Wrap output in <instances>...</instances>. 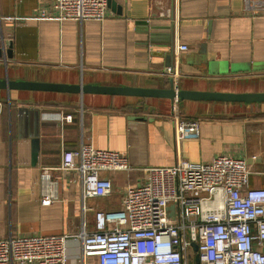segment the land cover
<instances>
[{
  "label": "crops",
  "instance_id": "obj_1",
  "mask_svg": "<svg viewBox=\"0 0 264 264\" xmlns=\"http://www.w3.org/2000/svg\"><path fill=\"white\" fill-rule=\"evenodd\" d=\"M53 1L0 0V78L144 87L173 80L180 89L264 92V15L247 10L245 0H108L106 20L84 22L41 17ZM169 66L174 72L166 75ZM178 106L183 118L199 121L180 139L171 99L0 89V237L73 233L84 223L91 231L95 211L120 208L125 189L140 182L146 167L180 159L240 155L253 171L251 186L264 187V103ZM56 111L73 120L48 117ZM82 142L126 153L134 169L108 173L113 193L86 202L78 174L57 170L58 199L43 204L42 167L59 166L63 152ZM80 252V242L70 240L68 264H83Z\"/></svg>",
  "mask_w": 264,
  "mask_h": 264
},
{
  "label": "built area",
  "instance_id": "obj_2",
  "mask_svg": "<svg viewBox=\"0 0 264 264\" xmlns=\"http://www.w3.org/2000/svg\"><path fill=\"white\" fill-rule=\"evenodd\" d=\"M247 10L264 15V0H245ZM163 11L161 15H163ZM44 18L104 21L108 0H54ZM179 48L187 50L186 44ZM174 69H165L166 75ZM172 114L177 138L197 131L199 121ZM71 122L72 114L48 112ZM126 153L82 142L65 150L61 164L41 170L43 204L58 199L54 173L75 172L82 198L107 197L114 183L108 173L133 170ZM136 185H128L118 209L95 211V227L60 235L0 237V264H68V242H80L79 260L97 256L99 264H264V187H252L253 171L243 156L219 154L209 162L180 159L171 166L146 167ZM86 209L87 205L85 206Z\"/></svg>",
  "mask_w": 264,
  "mask_h": 264
},
{
  "label": "water",
  "instance_id": "obj_3",
  "mask_svg": "<svg viewBox=\"0 0 264 264\" xmlns=\"http://www.w3.org/2000/svg\"><path fill=\"white\" fill-rule=\"evenodd\" d=\"M3 38L0 39V57L2 47L4 46ZM11 47V42H5ZM9 57L13 52L8 50ZM168 87H144L131 85H105V84H83V83H63L50 81H28V80H10L9 78H0V89L10 90H41V91H58L73 93H96L127 95L137 97H154L167 98L171 100H193V101H219V102H244V103H264V92H218L210 90H190L180 89L175 86L171 80ZM40 140L38 137L33 139V160L35 161L40 151ZM132 164V163H131Z\"/></svg>",
  "mask_w": 264,
  "mask_h": 264
},
{
  "label": "trees",
  "instance_id": "obj_4",
  "mask_svg": "<svg viewBox=\"0 0 264 264\" xmlns=\"http://www.w3.org/2000/svg\"><path fill=\"white\" fill-rule=\"evenodd\" d=\"M142 180V179H141Z\"/></svg>",
  "mask_w": 264,
  "mask_h": 264
}]
</instances>
